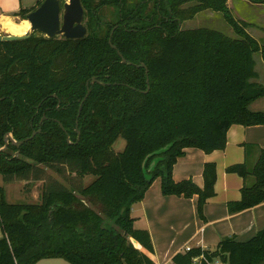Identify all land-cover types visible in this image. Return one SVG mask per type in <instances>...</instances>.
<instances>
[{
  "label": "trees",
  "instance_id": "16d2710c",
  "mask_svg": "<svg viewBox=\"0 0 264 264\" xmlns=\"http://www.w3.org/2000/svg\"><path fill=\"white\" fill-rule=\"evenodd\" d=\"M80 1L84 37L33 33L0 41V146L7 133L20 141L39 130L0 152V174L4 183L41 182L36 202H9L0 186V264H155L146 254L153 252L150 234L134 227L132 206L160 177L163 195H196L201 213L215 194L216 164L204 163L198 186L173 179L178 158L186 148L225 149L234 124H264V111L250 108L264 98L254 60L258 53L264 61V47L232 17L227 0ZM41 2L12 15L25 19ZM204 10L220 12L236 36L181 28ZM119 136L121 152L113 149ZM242 145L246 156L255 146ZM225 170L242 179L230 213L264 202V148L253 165L244 160ZM86 175L93 176L88 184ZM200 254L264 264V226L247 240L225 236L213 250L178 252L172 263L193 264Z\"/></svg>",
  "mask_w": 264,
  "mask_h": 264
},
{
  "label": "crops",
  "instance_id": "0c3cea01",
  "mask_svg": "<svg viewBox=\"0 0 264 264\" xmlns=\"http://www.w3.org/2000/svg\"><path fill=\"white\" fill-rule=\"evenodd\" d=\"M20 3L21 0H0V17L8 16L11 18H19L17 16H13L12 14L17 13L22 8L30 7L28 5L22 6L20 5ZM231 3L232 0H227L228 7L231 6ZM35 4L31 5V7L35 6ZM245 31L250 36L255 38L254 34L250 32L248 23L245 27ZM258 55L260 56V54ZM255 63V70L258 74L257 79L259 80V72L257 68L260 67L264 70V61L262 60L261 56L259 58V61ZM252 104H250V107ZM258 110L264 111V107ZM243 143L255 145L250 147V151L247 156L245 155L244 146L242 145ZM259 147L264 148V124L253 126L234 124L229 128L227 132L226 147L225 149H223L224 151H222L224 153H216L215 151L214 153H212V155L206 156L202 153L192 152V149L186 148L184 155L178 158L176 162L177 164L174 165L172 172V177L174 178V180L179 181L181 179L192 176L194 177V182L198 184V186L203 185L202 169L204 163L214 162L215 164H218H216L217 178L214 185L215 194L208 199L214 198L216 196L218 197L214 199L216 200L215 206L211 204L207 206L205 211L206 219L200 225L196 226L195 232L192 233L188 238L192 240L196 236L200 237L195 246H200L204 249H210L208 244L206 243H209V241L211 240L215 242L217 241L216 243H218L219 240L225 236H235V238L240 241L247 240L264 226V202L236 213L229 212L227 203L229 201L239 200L242 179L236 174H227L224 172V169H226L228 165L243 162L244 160L248 165H253L258 156ZM188 154H191L189 155L191 158L193 157V154L196 155V160L193 162ZM178 164H180L179 167H177ZM36 183L37 185L41 184V182H35V184ZM18 184L23 185L25 184V182H17L15 183V186ZM31 184V186H36L33 185V183ZM158 187H155L154 189H152V191H149L150 187L146 190L144 198L132 206L131 215L135 219L134 227L138 229H146L150 234L153 252H146V254L150 256L155 264H165L167 261L172 262V257L176 253L184 251V248L182 247V245L167 247L165 249L166 259L163 262H160L156 255V248L154 245V230L152 227L160 226L161 223H164V225H166V223L168 222L167 218L169 220V218L174 217L171 220H176L175 216L181 215V211L179 210V208L174 211L176 213L167 215V207L172 206L175 203L181 204V202L186 199L183 196L163 195L161 193L160 186ZM12 189H14V186ZM195 197L197 198V196L194 195L189 201L192 210H194L195 207L193 200ZM31 199L33 200V202H36L38 200L37 196H35L34 191L31 193ZM212 215H214L215 217L210 219V216ZM142 220L143 222L142 224H140ZM206 231L207 236L204 237V233ZM1 236L2 233L0 229V237ZM202 243H205L206 245Z\"/></svg>",
  "mask_w": 264,
  "mask_h": 264
},
{
  "label": "rangeland",
  "instance_id": "374dc122",
  "mask_svg": "<svg viewBox=\"0 0 264 264\" xmlns=\"http://www.w3.org/2000/svg\"><path fill=\"white\" fill-rule=\"evenodd\" d=\"M6 1V0H5ZM133 1V0H132ZM37 2V0H21L20 5L22 6H30L34 5ZM36 5V4H35ZM187 5V4H186ZM29 7V8H30ZM230 14L232 17L242 23L247 22L248 27L250 29V32H252L256 38V40L259 42L260 45L264 46V5L262 4H256L251 3L246 0H232L231 6L228 7ZM107 11H109V8H106ZM115 10L112 9V12ZM111 17L110 15L108 16ZM15 20H18V18H14ZM20 19V18H19ZM195 27H207L212 28L221 31L222 33L235 37L236 34L233 31L232 27L224 20L223 15L220 12H214L212 10H204L195 15L194 18L185 20L181 23V28H195ZM0 34H8L5 30L2 28L0 29ZM39 33H35V35H38ZM111 34V33H110ZM60 37V36H59ZM110 37V36H109ZM111 39V38H110ZM260 56L258 53L254 54V60L255 62L259 61ZM259 72V80L264 83V70L262 68H257ZM264 107V98L257 99L253 102L251 105L252 110H258L260 108ZM125 147V139L121 136L116 138V140L113 142V149L117 152L123 151ZM192 149V152L195 153H202L206 156L212 155L216 151V153H224L222 151L224 150H215L210 153H205L199 148H190ZM218 151V152H217ZM191 152V153H192ZM191 154H188V156ZM215 155V154H213ZM190 157V156H189ZM191 158V157H190ZM191 160L194 162L196 160V155L193 154V157ZM198 160V159H197ZM186 161V160H183ZM199 161V160H198ZM200 162V161H199ZM177 164V163H176ZM217 164V163H216ZM180 164H178L177 167H179ZM218 165V164H217ZM178 169V168H177ZM224 172L227 174H236V173H228L224 169ZM238 175V174H236ZM237 177V176H236ZM239 177V175H238ZM93 176L86 175L84 176V183L88 184L92 180ZM191 178L193 181L194 177H187ZM174 179V178H173ZM17 182H23V181H16V182H8L4 183L2 175L0 174V186L4 188L6 199L9 202H33L31 199V193L34 191L35 196H37L39 200L40 192H41V184L33 183L34 186H31L32 184H18L15 186V183ZM30 185V186H29ZM198 185V184H197ZM14 186V189H12ZM160 186V177H156L151 184L149 185V191H152L155 187ZM159 188V187H158ZM9 189V190H8ZM218 196L206 200V202L203 204V207L201 209V213L198 210V202L197 198L195 197L194 200V210L191 208L190 200L191 198H185L186 200H183L181 204L175 203L172 206H168V214L176 213L174 212L179 208L181 211L180 216H175L176 220H171L173 218H167V223L164 225V223H161L160 226H155L153 228L154 232V245L156 248V255L160 262H163L165 257V249L167 247L172 246H181L183 248L195 246L197 244L200 237L196 236L194 239L190 240L188 239L189 236L195 232L196 226L200 225L205 219L206 215V208L209 204L215 206L216 199ZM31 200V201H29ZM37 200V201H38ZM203 216H202V215ZM196 217V219H195ZM215 216H210L211 218H214ZM209 219V218H208ZM143 220L140 224H142ZM2 233V232H1ZM207 236V231L204 233V237ZM247 238V237H245ZM217 242V241H216ZM215 241H209L208 244L210 249H213L215 245L217 244ZM206 245L205 243H202ZM36 264H71L69 261L63 259V258H43L39 260ZM165 264H173L171 261H167Z\"/></svg>",
  "mask_w": 264,
  "mask_h": 264
},
{
  "label": "water",
  "instance_id": "95a60500",
  "mask_svg": "<svg viewBox=\"0 0 264 264\" xmlns=\"http://www.w3.org/2000/svg\"><path fill=\"white\" fill-rule=\"evenodd\" d=\"M83 18L84 10L80 0H65L64 2H62V0H42V2L37 7L26 14L25 19L30 23V29L28 31L21 35L0 34V41L26 38L33 33H39L38 35H43L47 38L61 36L65 39H79L87 34V27L83 23ZM112 33L113 31H111L110 37L108 39L109 43L111 41L110 38ZM112 48H115V46L112 45ZM118 54L121 57V61L126 62L119 51ZM141 66H144V64H141ZM92 81H95L94 77H92ZM146 81L148 83V79ZM89 91L90 89H87V93L81 101V104L88 96ZM38 132L39 130L33 131L30 137L20 141L15 140L11 133H7L4 137V145L0 146V152L6 149L10 142L16 146H19L24 141L34 137ZM131 242L137 248L140 247L135 239H131Z\"/></svg>",
  "mask_w": 264,
  "mask_h": 264
},
{
  "label": "bare ground",
  "instance_id": "6f19581e",
  "mask_svg": "<svg viewBox=\"0 0 264 264\" xmlns=\"http://www.w3.org/2000/svg\"><path fill=\"white\" fill-rule=\"evenodd\" d=\"M0 27L11 34H23L30 29V23L26 19L15 20L8 16L0 17Z\"/></svg>",
  "mask_w": 264,
  "mask_h": 264
},
{
  "label": "built area",
  "instance_id": "2783aa9c",
  "mask_svg": "<svg viewBox=\"0 0 264 264\" xmlns=\"http://www.w3.org/2000/svg\"><path fill=\"white\" fill-rule=\"evenodd\" d=\"M191 247H193V246H191ZM191 247H186L185 246L184 251L190 250ZM193 264H226V263H224L220 259L209 260L203 254H200L199 256L193 258Z\"/></svg>",
  "mask_w": 264,
  "mask_h": 264
},
{
  "label": "flooded vegetation",
  "instance_id": "af4514ba",
  "mask_svg": "<svg viewBox=\"0 0 264 264\" xmlns=\"http://www.w3.org/2000/svg\"><path fill=\"white\" fill-rule=\"evenodd\" d=\"M65 0H62V2H64ZM84 10V9H83ZM83 23L86 25V19H85V16L83 18ZM59 37V36H58ZM61 37V36H60ZM63 38V37H62Z\"/></svg>",
  "mask_w": 264,
  "mask_h": 264
}]
</instances>
